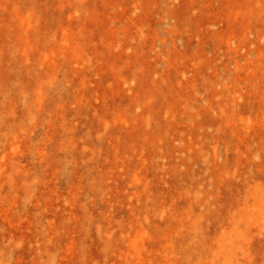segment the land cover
Wrapping results in <instances>:
<instances>
[{
  "label": "rangeland",
  "instance_id": "1",
  "mask_svg": "<svg viewBox=\"0 0 264 264\" xmlns=\"http://www.w3.org/2000/svg\"><path fill=\"white\" fill-rule=\"evenodd\" d=\"M0 264H264V0H0Z\"/></svg>",
  "mask_w": 264,
  "mask_h": 264
}]
</instances>
